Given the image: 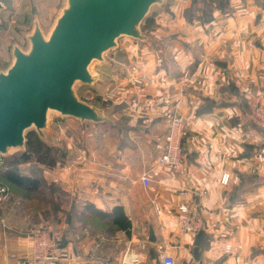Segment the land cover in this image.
I'll list each match as a JSON object with an SVG mask.
<instances>
[{
	"label": "crops",
	"instance_id": "obj_1",
	"mask_svg": "<svg viewBox=\"0 0 264 264\" xmlns=\"http://www.w3.org/2000/svg\"><path fill=\"white\" fill-rule=\"evenodd\" d=\"M154 10L143 39L116 41L132 73L149 82L139 89L130 86L114 101L118 110L111 117L127 124L131 142L122 143L123 126L113 124L100 129L96 149H86L74 142L69 128H88L90 121L65 116L51 122L48 115L43 135L60 137L53 154L63 149L68 158L62 163L56 155L39 177L69 186L64 195L53 193L54 200L67 197L69 203L63 207L69 228L65 251L79 252L80 264H157L162 253L176 264H264V138L250 124L247 105L251 95L264 90V0H166ZM112 59L117 70L125 68ZM171 110L192 121L182 144L185 174L156 163ZM103 115L100 123L106 124L104 110ZM110 134L118 143L109 142ZM28 162L18 164L26 174L32 173ZM144 172L148 186L139 179ZM224 173L227 180L221 183ZM181 202L198 203L199 232L178 234ZM116 205L123 207L130 227L116 230L113 238L78 220L87 208L108 212ZM22 209L17 219L22 225L7 230L9 209L6 202L0 205L4 264L29 249ZM149 226L155 241L147 239ZM225 243L234 248L224 252ZM134 257L136 262L127 263Z\"/></svg>",
	"mask_w": 264,
	"mask_h": 264
},
{
	"label": "water",
	"instance_id": "obj_2",
	"mask_svg": "<svg viewBox=\"0 0 264 264\" xmlns=\"http://www.w3.org/2000/svg\"><path fill=\"white\" fill-rule=\"evenodd\" d=\"M160 1L66 0L47 37L35 22L29 49L14 46L12 64L0 72V152L22 148L31 126L43 136L49 111L80 121H105L99 108L77 97L73 85L94 81L90 63L102 60L119 36L143 39L139 24ZM147 239L155 241L151 226Z\"/></svg>",
	"mask_w": 264,
	"mask_h": 264
},
{
	"label": "rangeland",
	"instance_id": "obj_3",
	"mask_svg": "<svg viewBox=\"0 0 264 264\" xmlns=\"http://www.w3.org/2000/svg\"><path fill=\"white\" fill-rule=\"evenodd\" d=\"M161 1L152 4L149 7L147 13L139 24L140 31L143 32L148 24L147 16L153 13L155 11L154 9L160 8L166 0H163L162 3ZM0 3L2 4V8L0 9V72H5L13 62V47L17 46L22 51H27L29 49L28 35L32 32L35 22L38 23L43 35L47 37L55 23L57 16L65 6L66 0H0ZM204 5L205 4H202V7L207 9L208 7H204ZM192 10L193 8L190 7L189 11ZM164 12H168L167 7L165 8ZM126 39H132V37L122 35L119 36L116 41L122 42ZM112 58H114V60L123 62V67H125L126 70H124L125 68L122 69V71H119V69L117 70V65ZM89 71L93 75L94 81L91 84H82L81 82L76 81L73 85V89L80 100H83L91 105H95L101 110L102 113L104 110L108 117L106 124H92L93 122H90V124H88V128H82L80 126L74 127L71 124L72 128L70 127L69 129H71L73 133L72 139L76 144L82 147L85 146L86 149L89 147L96 149L97 145L100 143V140H102L101 137H99L100 129L104 126L107 129L111 125L115 124L117 126H123L122 129L124 133L123 140L121 142H131L132 140L129 137L132 136L127 132V124L122 122V120L119 118L115 119L111 117L112 111L118 110L116 106H113L114 101H116L115 99L119 98L121 95H127L130 86H134L139 89L140 87L147 85L149 83L148 80H143L141 84L134 83L130 80L132 76L140 77L143 76V74L138 75L136 73H132V65L130 62H128V60H126V58L122 56L121 53L118 52L116 46L105 51L103 53L102 60H93L89 65ZM123 73L127 74L124 77L119 78V75L122 76ZM121 83L124 86V89L119 91L118 94L113 97V99L107 98L106 95L108 94V91L114 85ZM120 108L121 111L124 110L122 107ZM127 111L129 110L125 109L123 112L127 113ZM173 112L176 111H172L171 113ZM120 114L121 112H119L118 115ZM48 115L50 116L51 122H57L55 118L60 120L63 117L65 118V116H62L54 111H49ZM118 115L116 114V117ZM59 124L61 127L65 126V123L61 122ZM55 137L56 136L53 134H50L48 137H44V135L39 136L38 132L33 126L25 130V150L28 153V159L23 163H29L28 161H32L30 167L32 173H29L28 171L29 174L26 175L29 177L32 176V178H34V176L37 177L35 180L37 181V190L34 192H29L26 196L19 194L16 187L4 183L5 181L1 182L6 186L9 195V198L6 201V205L9 209V212L6 211V213H8V222L6 223V226H8L7 230L22 225L17 223V219L21 216L20 211L23 210L22 208L24 206L26 208L27 215L26 226L24 228H29L27 229L28 231L26 233L28 238L29 232L31 231L30 229L38 225L46 223L61 225L68 222L65 212L63 211V207L66 209L69 205V203L66 202V200H68L67 197L65 199L62 197L56 200L53 198V193L56 195L58 193H60V195H64L63 191L67 189L68 184L62 182V186H59L56 182H53V184L51 180L39 177L42 175V171L44 170L43 168H46V170L51 168L52 164L55 162L54 159L56 155L62 160V163H64L63 159L68 158L65 153H62L63 149L61 152H55L53 154V147H57L62 144V139H60V137L55 139ZM108 139L111 144L118 143L117 139L111 134L108 136ZM80 146L77 147L80 149ZM25 150H23V148H11L8 151V157L17 155L18 153ZM93 154L95 155V153ZM76 161L80 160L77 159ZM23 170H25V168L20 166V171ZM47 173L48 171L45 172V174ZM3 224H5V222ZM116 232V230L112 229L106 230L105 235H107V237L113 238L116 235ZM114 248L115 246L111 245V249Z\"/></svg>",
	"mask_w": 264,
	"mask_h": 264
},
{
	"label": "built area",
	"instance_id": "obj_4",
	"mask_svg": "<svg viewBox=\"0 0 264 264\" xmlns=\"http://www.w3.org/2000/svg\"><path fill=\"white\" fill-rule=\"evenodd\" d=\"M131 81L141 84L143 80H148L144 75L140 77L132 76ZM124 86L121 84L114 85L106 95L107 98L115 97L119 91H122ZM248 117L250 124L264 138V90L249 97L248 102ZM165 123V132L163 134V146L156 158L158 165H164L178 174H185L187 166L184 162V154L182 144L185 137L188 135L192 121L181 115L173 112L167 117ZM8 152H0V170L7 165ZM140 181L144 186L150 184V177L147 172L140 176ZM227 174L224 173L220 179L221 183H226ZM204 195V191H200ZM9 198L6 186L0 182V205L6 202ZM179 214L178 234L197 233L202 229L203 216L200 213L198 203L181 202L177 205ZM69 230L66 224L53 225L41 224L31 229L29 232L30 245L25 252H20L6 258L7 264H80L82 256L75 251L73 254H68L63 245L65 232ZM143 248V244H141ZM234 248L229 243H225L223 250L229 252ZM137 258L134 257L127 263H134ZM0 264L3 259L0 256ZM157 264H176L173 256L162 253L159 256Z\"/></svg>",
	"mask_w": 264,
	"mask_h": 264
},
{
	"label": "trees",
	"instance_id": "obj_5",
	"mask_svg": "<svg viewBox=\"0 0 264 264\" xmlns=\"http://www.w3.org/2000/svg\"><path fill=\"white\" fill-rule=\"evenodd\" d=\"M193 8V5L191 6ZM102 124V123H98ZM28 159V153L22 151L17 155H12L7 159L6 167L0 171V182H4L17 188L19 194L26 195L29 192L37 190L36 177L32 178L26 175L23 171H20L19 163H22ZM79 222L83 226H87L91 232L105 233L106 230H127L130 227V220L124 212L121 205H116L108 212H101L94 210L93 208H87L85 213L78 216Z\"/></svg>",
	"mask_w": 264,
	"mask_h": 264
},
{
	"label": "bare ground",
	"instance_id": "obj_6",
	"mask_svg": "<svg viewBox=\"0 0 264 264\" xmlns=\"http://www.w3.org/2000/svg\"><path fill=\"white\" fill-rule=\"evenodd\" d=\"M10 149H11V148H10ZM10 149H8L7 152H8Z\"/></svg>",
	"mask_w": 264,
	"mask_h": 264
}]
</instances>
